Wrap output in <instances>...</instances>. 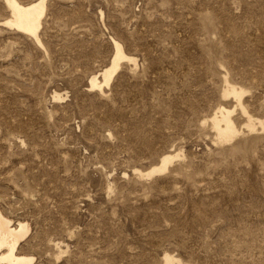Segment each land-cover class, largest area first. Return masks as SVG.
I'll list each match as a JSON object with an SVG mask.
<instances>
[{"label":"rangeland","instance_id":"obj_1","mask_svg":"<svg viewBox=\"0 0 264 264\" xmlns=\"http://www.w3.org/2000/svg\"><path fill=\"white\" fill-rule=\"evenodd\" d=\"M5 1L0 209L29 224L21 252L264 264V130L245 131L223 92L239 85L264 119V0H47L42 47L8 26ZM115 42L127 60L106 86ZM220 108L243 132L230 144L210 125Z\"/></svg>","mask_w":264,"mask_h":264},{"label":"bare ground","instance_id":"obj_2","mask_svg":"<svg viewBox=\"0 0 264 264\" xmlns=\"http://www.w3.org/2000/svg\"><path fill=\"white\" fill-rule=\"evenodd\" d=\"M5 2L12 15V19L7 23L8 26L16 28V30L30 36L39 47H42L43 44L39 32L42 28L43 19L47 12V0H35L30 3L27 2V4H23L19 0H6ZM118 42H115V45L113 44L114 47H116L117 52L112 67L105 70L102 74L105 78L106 86L111 84L114 74L120 68L122 62L127 60L123 46ZM224 85L225 89L223 92L233 95L238 101L237 109L239 108L241 110L239 111L241 112L242 117L244 116L245 118V131L247 130L253 133L258 131L259 127L264 130V119H261L260 121L255 119L257 117L254 118L250 116L246 110L247 108L244 107L245 105L243 106L241 100L244 90L240 88L238 89L237 87L239 85L237 87L231 85L227 80H225ZM231 114L230 111L220 108L210 121L212 129L216 132L217 143L220 145L227 143L230 144L236 137L243 134V132L236 127L237 123L234 124L232 122ZM172 160L173 157L171 156L165 157L162 160V167H167V165L172 163ZM153 173L154 171L146 174V176H151ZM30 230L29 224L26 221L15 222L5 216L0 209V264H36V258L34 256L21 252L22 245L26 241ZM163 264H183V262L176 259V257L166 255Z\"/></svg>","mask_w":264,"mask_h":264}]
</instances>
